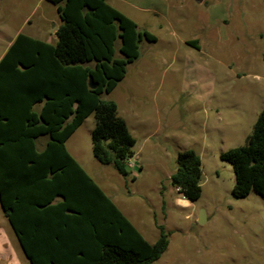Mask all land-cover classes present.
I'll return each mask as SVG.
<instances>
[{
  "label": "rangeland",
  "instance_id": "374dc122",
  "mask_svg": "<svg viewBox=\"0 0 264 264\" xmlns=\"http://www.w3.org/2000/svg\"><path fill=\"white\" fill-rule=\"evenodd\" d=\"M106 2L156 38L140 42L138 60L102 95L135 139L136 168L123 178L94 159L93 115L70 138L71 153L146 241L163 226L168 246L153 264H264V199L233 197L232 168L220 159L246 144L264 107V0ZM59 24L46 0H0V51L19 33L55 43ZM185 150L202 170L201 195L189 205L175 201L170 182ZM2 214L0 264H29Z\"/></svg>",
  "mask_w": 264,
  "mask_h": 264
},
{
  "label": "trees",
  "instance_id": "16d2710c",
  "mask_svg": "<svg viewBox=\"0 0 264 264\" xmlns=\"http://www.w3.org/2000/svg\"><path fill=\"white\" fill-rule=\"evenodd\" d=\"M46 1L60 20L55 43L19 33L0 59L3 216L29 264H153L168 246L163 226H157L159 236L149 244L68 154L65 143L93 115L94 159L121 176L130 173L135 139L116 103L102 95L138 60L140 42L156 38L106 0ZM187 44L197 47L195 41ZM40 137L47 138L42 151L36 146ZM220 159L232 168L233 197L254 191L264 199V107L246 144ZM201 178L199 155L178 153L170 175L177 194L196 201Z\"/></svg>",
  "mask_w": 264,
  "mask_h": 264
},
{
  "label": "crops",
  "instance_id": "0c3cea01",
  "mask_svg": "<svg viewBox=\"0 0 264 264\" xmlns=\"http://www.w3.org/2000/svg\"><path fill=\"white\" fill-rule=\"evenodd\" d=\"M31 37V36H30ZM13 39L14 38H12V40H10L9 42H6V44H5V46H4V48H2L1 49V51H0V59L2 58V56L4 55V53L6 52V50L8 49V47L11 45V43H12V41H13ZM39 40V39H38ZM41 41H43V40H41ZM52 44H54V43H52ZM39 109V106H37V110ZM75 133V132H74ZM73 133V134H74ZM72 134V135H73ZM72 135H71V137H72ZM70 137V138H71ZM70 138L66 141V143H65V148H66V150H67V152H68V154L78 163V165L85 171V173L89 176V174L86 172V170H85V168L82 166V164H81V162H79V160L77 159V158H75V156H73V154L71 153V150L69 149V147H68V144H69V140H70ZM46 142H47V138L46 137H40L38 140H37V142H36V146H37V150L38 151H42L43 150V148L45 147V144H46ZM136 159H137V157H136ZM132 164V163H131ZM133 165V164H132ZM136 167L133 165V170L135 169ZM121 176V175H120ZM123 178H124V176H122ZM91 178V177H90ZM92 179V178H91ZM93 180V179H92ZM94 181V180H93ZM95 182V181H94ZM133 183L135 182V177H133V181H132ZM96 183V182H95ZM97 184V183H96ZM97 186L102 190V188L97 184ZM175 190V189H174ZM103 191V190H102ZM175 192L177 193V191L175 190ZM103 193L105 194V192L103 191ZM116 194V193H115ZM106 195V194H105ZM107 196V195H106ZM108 198H109V196H107ZM110 199V198H109ZM111 200V199H110ZM112 201V200H111ZM120 201V200H119ZM175 201L177 202V203H180L181 201H184V202H187V204L186 205H189L190 204V201H187V200H184V199H177V198H175ZM114 203V205L120 210V208H119V206L116 204V202H113ZM120 212L123 214V212L120 210ZM3 215V214H2ZM124 215V214H123ZM1 218L2 217H0V224H1V222H2V220H1ZM5 218V217H4ZM6 219V218H5ZM7 221V220H6ZM9 224V223H8ZM132 224V223H131ZM133 225V224H132ZM134 226V225H133ZM135 227V226H134ZM136 228V227H135ZM138 231V230H137ZM139 232V231H138ZM140 233V232H139ZM0 234H2V237L0 236V238L2 239V240H0L1 242V244H8V237H6V232L5 231H3V230H0ZM141 234V233H140ZM142 235V234H141ZM143 237V236H142ZM17 239V238H16ZM18 241V240H17ZM156 241V240H155ZM148 242V241H147ZM149 243V242H148ZM154 243V242H153ZM153 243H149V244H153ZM1 246V245H0ZM6 246V245H5ZM21 248V247H20ZM25 256V255H24ZM26 258V257H25ZM26 260H27V258H26ZM28 261V260H27Z\"/></svg>",
  "mask_w": 264,
  "mask_h": 264
},
{
  "label": "water",
  "instance_id": "95a60500",
  "mask_svg": "<svg viewBox=\"0 0 264 264\" xmlns=\"http://www.w3.org/2000/svg\"><path fill=\"white\" fill-rule=\"evenodd\" d=\"M196 1H201V0H196ZM89 85H90L91 88H94L95 87V85L92 84L91 78H89ZM202 218H203V214L200 215L199 223H201Z\"/></svg>",
  "mask_w": 264,
  "mask_h": 264
},
{
  "label": "built area",
  "instance_id": "2783aa9c",
  "mask_svg": "<svg viewBox=\"0 0 264 264\" xmlns=\"http://www.w3.org/2000/svg\"><path fill=\"white\" fill-rule=\"evenodd\" d=\"M128 168H133V165L131 164V159L127 163Z\"/></svg>",
  "mask_w": 264,
  "mask_h": 264
}]
</instances>
